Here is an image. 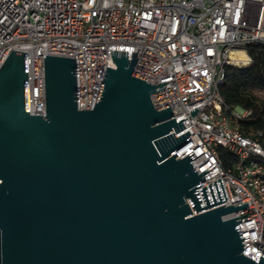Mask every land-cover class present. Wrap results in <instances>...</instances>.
Segmentation results:
<instances>
[{"label":"water","instance_id":"95a60500","mask_svg":"<svg viewBox=\"0 0 264 264\" xmlns=\"http://www.w3.org/2000/svg\"><path fill=\"white\" fill-rule=\"evenodd\" d=\"M138 49L110 50L91 109L76 106L74 58L45 55L43 114L28 108L26 52L1 63L0 264H264L242 253L245 214L222 218L246 203L212 207L214 180L202 206L208 170L176 155L189 132L152 101L169 80L132 74Z\"/></svg>","mask_w":264,"mask_h":264},{"label":"built area","instance_id":"2783aa9c","mask_svg":"<svg viewBox=\"0 0 264 264\" xmlns=\"http://www.w3.org/2000/svg\"><path fill=\"white\" fill-rule=\"evenodd\" d=\"M251 44L264 48V0H0V65L11 50L26 52L30 113H44L45 55L74 58L76 106L91 109L110 50L126 51L130 59L139 48L132 74L152 83L169 80L152 101L169 104L175 122L183 118L175 136L189 132L176 155L192 151V166L208 170L196 187L202 206L203 186L212 203L208 183L218 201L214 180L222 203L212 207L246 203L222 218L245 214L236 217L245 221L238 233L250 237L242 240V253L264 257V147L231 123L250 110L228 108L219 92L227 66L250 63ZM235 50L247 58H233ZM220 146L236 156L232 167H223Z\"/></svg>","mask_w":264,"mask_h":264},{"label":"trees","instance_id":"16d2710c","mask_svg":"<svg viewBox=\"0 0 264 264\" xmlns=\"http://www.w3.org/2000/svg\"><path fill=\"white\" fill-rule=\"evenodd\" d=\"M247 53L251 58L248 65L226 67L219 92L228 108L240 105L250 110L248 117L233 118L231 123L244 135L257 138L264 147V48L251 44ZM218 152L225 168L232 167L237 161L236 156L224 147L220 146Z\"/></svg>","mask_w":264,"mask_h":264},{"label":"bare ground","instance_id":"6f19581e","mask_svg":"<svg viewBox=\"0 0 264 264\" xmlns=\"http://www.w3.org/2000/svg\"><path fill=\"white\" fill-rule=\"evenodd\" d=\"M231 56L233 58H238V59H246L247 58V55L243 51H240V50L232 51Z\"/></svg>","mask_w":264,"mask_h":264},{"label":"crops","instance_id":"0c3cea01","mask_svg":"<svg viewBox=\"0 0 264 264\" xmlns=\"http://www.w3.org/2000/svg\"><path fill=\"white\" fill-rule=\"evenodd\" d=\"M257 92H258V93H262V91H261V90H258Z\"/></svg>","mask_w":264,"mask_h":264}]
</instances>
